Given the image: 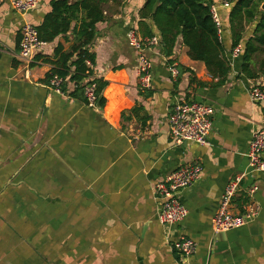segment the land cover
<instances>
[{
    "label": "crops",
    "instance_id": "crops-1",
    "mask_svg": "<svg viewBox=\"0 0 264 264\" xmlns=\"http://www.w3.org/2000/svg\"><path fill=\"white\" fill-rule=\"evenodd\" d=\"M11 1L0 6V264H264V175L249 173L246 157L264 102H251L255 81L238 77V57H230L232 70L217 85L180 39L170 57L158 45L146 51L152 88L142 92L127 33L145 37L138 17L143 0L110 2L88 46L94 78L107 82L104 107L93 109L71 95L74 83L67 80L62 94L48 86L46 60L58 45L70 51L69 33L44 42L28 71L18 58L22 25H40L51 0L25 15ZM215 1L225 23L227 10ZM179 99L213 108L207 145L174 144L168 118ZM187 165L202 173L180 195L185 219L165 229L153 187ZM242 174L230 210L241 213L253 203L257 215L214 234L211 218L227 185ZM181 234L196 243L186 259L171 247Z\"/></svg>",
    "mask_w": 264,
    "mask_h": 264
},
{
    "label": "trees",
    "instance_id": "trees-1",
    "mask_svg": "<svg viewBox=\"0 0 264 264\" xmlns=\"http://www.w3.org/2000/svg\"><path fill=\"white\" fill-rule=\"evenodd\" d=\"M124 0H51L50 11L45 14L40 25L36 26L42 42H52L55 38L67 37L69 33L74 43L69 52L58 45L51 59L46 60L52 66L47 82L52 76L76 85L71 94L74 98L84 99L85 80L92 75L86 62L95 63V55L88 46L96 37V24L106 20L107 7L111 4L122 7ZM229 4L227 19L222 21V35L228 31L230 51L238 45L242 51L238 57V77L256 81L264 79V0H219ZM218 2V3H219ZM215 0H143L138 10L139 25L145 27V37L157 36L159 46L166 57L172 51L178 39L186 48L192 61L204 64L208 74L222 85L230 74V54L222 36L218 40L217 28L212 20L210 8ZM73 24V26H72ZM73 56L75 59L72 61ZM193 80H190V83ZM98 97L97 105L104 107L102 95L107 82L101 79L92 81ZM65 83L62 86V90ZM136 109L129 110L135 114ZM125 112L121 117L125 119Z\"/></svg>",
    "mask_w": 264,
    "mask_h": 264
},
{
    "label": "built area",
    "instance_id": "built-area-1",
    "mask_svg": "<svg viewBox=\"0 0 264 264\" xmlns=\"http://www.w3.org/2000/svg\"><path fill=\"white\" fill-rule=\"evenodd\" d=\"M7 0H0V6ZM44 0H12L11 6L15 12L25 15L36 9ZM223 8H228L227 2H222ZM212 20L217 28L218 40L222 41V21L219 16L218 6L212 5L210 8ZM127 39L130 46L135 50L137 56L136 71L138 74V88L140 91H147L152 88V61L147 57L146 51L159 45L157 36L142 37L135 30L131 29L127 33ZM45 45L38 37V32L30 23H25L21 27V35L18 43V58L25 65L26 70L35 62V57ZM242 46L238 45L230 51V57L235 59L239 57ZM87 67L92 71L93 65L86 62ZM170 74L175 80L179 72L175 65L170 67ZM96 78L93 74L85 80L83 96L85 104L89 108H97V95L95 86L92 83ZM68 78L52 76L48 86L56 93L62 94V86ZM249 98L251 102L262 104L264 102V81H255L249 89ZM214 110L211 106L205 105L191 99L177 100L171 110L168 118L170 136L176 146L193 143L198 145H207L208 136L212 129V117ZM262 121L256 127L252 134L249 149L246 153L248 159L249 173L264 175V160L261 155L264 153V105L262 106ZM202 169L199 165H187L180 167L169 174L161 182L153 187V194L159 203L158 221L165 228L181 223L187 210L181 202L180 195L182 191L191 187L199 180ZM244 174L239 175L234 181L229 183L221 197L220 207L211 218V228L214 234H223L228 231L244 227L252 222L257 215V207L253 203H247L243 212L233 213L230 210L231 201L238 191ZM256 188H252L253 193ZM172 250L179 253L182 259L193 255L196 251V243L180 235L171 245Z\"/></svg>",
    "mask_w": 264,
    "mask_h": 264
},
{
    "label": "rangeland",
    "instance_id": "rangeland-1",
    "mask_svg": "<svg viewBox=\"0 0 264 264\" xmlns=\"http://www.w3.org/2000/svg\"><path fill=\"white\" fill-rule=\"evenodd\" d=\"M223 39H224V42L226 43L227 37H226L225 33L223 34Z\"/></svg>",
    "mask_w": 264,
    "mask_h": 264
},
{
    "label": "water",
    "instance_id": "water-1",
    "mask_svg": "<svg viewBox=\"0 0 264 264\" xmlns=\"http://www.w3.org/2000/svg\"><path fill=\"white\" fill-rule=\"evenodd\" d=\"M261 10H264V4L261 6Z\"/></svg>",
    "mask_w": 264,
    "mask_h": 264
}]
</instances>
